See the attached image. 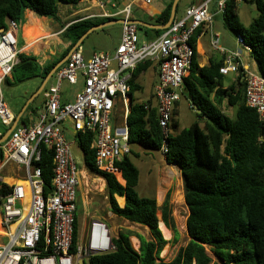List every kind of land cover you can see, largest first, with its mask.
<instances>
[{
  "label": "trees",
  "instance_id": "1",
  "mask_svg": "<svg viewBox=\"0 0 264 264\" xmlns=\"http://www.w3.org/2000/svg\"><path fill=\"white\" fill-rule=\"evenodd\" d=\"M80 1L0 0V29L7 28L9 19L19 26L25 10L58 20L61 3L75 5ZM250 1L255 3L258 16L248 26L238 15V0H227L224 21L229 30L241 35L245 44L250 46V55L264 76V0ZM172 4L173 1H170L157 19L162 25L169 20ZM95 24V20H81L67 27L65 36L72 39V43L60 58ZM199 30L191 38L194 49ZM18 58L19 62L12 70V73L16 69L24 71L18 81L34 77L39 68L35 59L24 53H19ZM56 63L44 68V74L47 75ZM150 65V62H145L137 66L130 80V95L138 88L136 78ZM221 66L222 62L212 61L209 66L200 67L195 49L189 74L183 80L182 95L205 123L202 127L199 122H194L188 128L172 131L168 139L166 161L177 165L182 173L185 202L189 209L187 232L190 237L169 261L160 259L169 241L160 229L159 214L166 227L174 233V240H177L178 230L171 216L170 192L161 206L156 196L139 194L140 170L130 155L140 157V154L132 148L116 164L124 184L114 175L101 173L95 166L92 135H79L86 167L106 178L113 214L148 227L151 233V239H147L131 230H122L113 237L115 249L92 256L89 264H213L208 246L224 264H264V123L255 109L246 104L244 67L241 66L236 79L224 87L225 75L220 73ZM224 104L236 108L234 117L222 110ZM196 109H200L201 113ZM22 122L28 124L29 120ZM127 124L130 146L138 144L150 152L160 151L163 134L157 108L152 101L133 102ZM171 126L176 127L173 119ZM41 149L38 165L46 187L51 188L52 152L44 144H41ZM9 188L7 184L0 183V196L6 194ZM117 198L122 199L124 204L121 205ZM133 236L139 240L138 249L131 241Z\"/></svg>",
  "mask_w": 264,
  "mask_h": 264
},
{
  "label": "built area",
  "instance_id": "2",
  "mask_svg": "<svg viewBox=\"0 0 264 264\" xmlns=\"http://www.w3.org/2000/svg\"><path fill=\"white\" fill-rule=\"evenodd\" d=\"M111 2L112 8L117 9L116 0ZM226 2L218 3L221 13ZM207 4L188 7L184 16L174 20L161 36L147 42H140L138 26L129 22L131 5L128 4L106 14L124 17L121 42L113 54L96 52L87 60L80 49L71 53L58 75L72 84L83 78V88L75 99L62 102L56 86L45 94V106L37 113L36 120L16 126L0 145V183L10 187L0 196V264H89L92 256L115 249L113 232L101 218H92L84 237L80 236L79 226L76 230L80 171L72 142L66 137V126L70 125L76 136L94 134L96 168L101 173L120 177L121 170L116 164L130 153L129 128L127 124L114 128L112 113L119 101L129 102L130 80L137 66L155 62L159 80L154 93L163 134L160 152L166 158L175 104L181 98L183 80L189 74L195 53L191 38L211 20ZM18 29L13 19L7 21V28L0 29V123L3 128L11 127L16 118L3 98L1 84L19 62ZM238 41L250 50L241 35ZM212 42L225 55L220 73H239L241 52L220 47L217 36ZM245 70L246 104L255 109L264 123V76ZM41 144L52 152L51 188L46 187L38 165ZM5 168L11 174L8 178L15 180L10 182L2 175Z\"/></svg>",
  "mask_w": 264,
  "mask_h": 264
},
{
  "label": "crops",
  "instance_id": "3",
  "mask_svg": "<svg viewBox=\"0 0 264 264\" xmlns=\"http://www.w3.org/2000/svg\"><path fill=\"white\" fill-rule=\"evenodd\" d=\"M170 1L174 2V0H150V2H146V0H116L118 4L117 9L112 8L111 0H82L75 5L61 3L59 7L58 20H55L50 17L40 16L39 14L31 10H25L17 33L18 48L20 53H24L25 55L34 58L39 68L37 69L36 75L34 77L26 79L28 82L30 81L28 85L29 89L27 92L28 98L26 99L23 108L17 113V115H15L17 118L18 115L22 113V115L18 119V123L16 126H20L24 124L22 122L23 120H29V123L34 122L36 120L37 112L42 110L45 106V101H46L45 94L47 92L53 91V89L56 86H59L60 97L62 102H68L74 100L76 94L83 88V84H84L83 78H79L78 82L75 84L70 83L66 79H59L58 73L66 65L68 59L65 60L56 70L53 69L61 60H64L69 53H72L76 49H80L85 59L87 60L90 59L93 56V54L96 52H108L110 54L114 53L115 49L118 47V45L121 42V38L123 34L124 17L121 14L117 16L109 17L106 15L107 13H112L115 10H121L128 4L131 5V15L129 19L132 21L143 22V24H136V25L138 26V31L141 30V32H143L147 37L145 41L140 40V42H147L157 39L166 31L167 28L163 29L161 27H158L161 26L162 24L159 23L157 19ZM219 1L220 0H179L174 20L182 18L185 14V10L188 7L192 5H198L203 2H208L207 10L211 16V20L207 24L203 25L200 28L199 32H197L196 34L195 49L197 53V60L199 66L200 67L209 66L212 61L222 62V65L225 63V55L218 48L214 47L212 42L213 37L217 36V38L219 39L220 47L229 51L241 52V59H240L241 64L244 67V69L250 71L249 70L250 66H248L249 61L252 58L250 52L249 50H246L242 44L239 43L238 35H236L226 27L224 21V15L219 11V7H218ZM240 1L242 0H238V4L240 3ZM81 20H95L96 24L94 25V27L95 26L98 27L93 28L83 38L82 41H80L79 39L77 43L70 49V51L64 57L60 58L72 43V39L67 38L65 36L66 28L72 25L73 23H76ZM109 26H116L115 28H117L118 30L113 46L108 47L104 45H96L94 42H91L86 46V41L88 38H90L92 34H97L99 36L100 32L105 33L107 29L110 28ZM157 30L160 31L157 32ZM55 61H57L55 66L49 71L47 75H45L44 68L51 65ZM148 62H150L151 65L142 72H140L139 76L135 80V82L138 85V88L136 90L145 92V99L137 103H147L148 101H152L156 105L154 90H155V85L159 80L158 66L155 62H151V61ZM254 69L255 71L253 73L260 74L258 65L257 68ZM147 71H148V76H146ZM144 73H145L144 82L147 84L138 81V79ZM11 78H14L12 74L9 77H7L6 81L11 82ZM229 85H225L224 87H227ZM133 94L132 95L129 94V97L131 96L132 103L134 102ZM179 101L175 104L174 112L178 109ZM28 102L29 104L27 108L24 110V107ZM33 102L34 104L32 105ZM188 103L190 106L191 103L190 102ZM118 104L127 106V112L124 115L123 123L116 125L114 128L122 127L124 124H127V115L131 107L129 105V102L127 104H124L123 101H119L116 104V106ZM29 106H30L29 108L30 113L28 114L31 116L29 115L25 116L24 113L27 110H29L28 109ZM7 131L3 132V136ZM89 134L92 135V142H93L94 134L92 133ZM66 137L68 138V140L72 142L73 155H74L73 149L77 148L79 152H81V154L83 155V159H84V151L80 147L79 136L75 135V132L73 131L70 125L66 126ZM91 147H92V143H91ZM144 151L149 154L148 156H150L152 153L154 154V152H150L145 148ZM74 159L76 160L75 155H74ZM84 164H85V159H84ZM78 169L80 171L79 173L80 186H79L78 200L80 196L81 181L83 179H84L83 181L86 180L85 182L88 185L91 182L93 184L96 183L98 188L100 186L101 192H104L105 189H107V181L103 175L96 172H91L86 167V164L83 170H80L79 167ZM6 175H9V169H7ZM12 179L15 180V178H11V179L7 178V180H10V182L13 181ZM117 180L122 184H124V180L122 176L117 177ZM117 200L121 205L124 204L122 199L117 198ZM109 208L110 209L108 213L111 214L110 217H115V218L119 217L113 214V212L111 211V205L109 206ZM78 211H79V206H78ZM94 218H101L107 222V220L104 219L103 217H94ZM78 220H79V215H78ZM78 226H79V221H78Z\"/></svg>",
  "mask_w": 264,
  "mask_h": 264
},
{
  "label": "rangeland",
  "instance_id": "4",
  "mask_svg": "<svg viewBox=\"0 0 264 264\" xmlns=\"http://www.w3.org/2000/svg\"><path fill=\"white\" fill-rule=\"evenodd\" d=\"M238 15L242 23L248 26L258 16V10L255 3L250 0L240 1L238 4ZM109 27L110 28H108L105 33L100 32L99 36L97 34H92L90 38L87 39L86 46L91 42H94L96 45H104L108 47L113 46L118 30L115 28L116 26ZM138 35L141 41H145L147 39L146 35L141 32V30L138 31ZM248 66H250L249 70L252 73L255 71L254 68H257V64L253 58L250 59ZM23 74L24 71L22 69H16L12 73L14 78H11V82L4 81L1 84L4 100L14 115H17V113L23 108L26 99L28 98L27 92L30 81H18V78H22ZM144 76L145 73L141 75L138 81L145 83ZM146 76H148V71L146 72ZM236 77L237 73L234 72L226 75L224 82L225 85H229L233 80L236 79ZM133 98L134 103L140 102L141 100L145 99V92L136 90L133 94ZM188 102V99L181 94L178 109L173 113V120L176 122V127L172 128L171 126V130L173 132H178L183 128H188L194 122H199L202 127L204 126L205 120L196 115L191 105L189 106ZM33 104L34 102L32 105ZM222 110L231 117L235 116L236 108L234 107H229L227 104H224L222 106ZM126 112L127 106H123L122 104H118L116 106L111 117L113 127L123 123ZM28 113H30V109L24 113L25 116L29 115ZM0 129L5 132L9 128H3V125L0 123ZM73 150L78 167L80 170H83L85 168L83 155L77 148H74ZM132 150L140 154V157H136L134 154L130 155L132 161L140 170V181L138 185L139 194L141 196H156L158 203L161 206L164 199L166 198L167 193L170 192L171 216L173 217L175 226L178 230V238L177 240H174V233L168 228L170 231V236L166 239L169 242L160 254V259L169 261L177 254L181 247H184L188 243L190 239L187 232V218L189 209L185 202L182 173L177 165L169 164L160 151L154 152V154L152 153L150 156H148L149 154L146 153L144 148L138 144H132ZM7 169L8 168L4 169L2 175H6ZM168 173L172 176L169 177ZM5 178L7 179L8 175H6ZM83 180L81 181L80 196L78 200L79 233L81 237L85 236L87 225L90 223L92 218L103 217L107 220L114 236H117L122 230H131L135 233L145 236L147 239H151V233L148 227L132 223L121 217H110L111 214L108 213L110 204L107 189H105L104 192H101L100 186L98 188L96 183L93 184L91 182L88 185L85 182L86 180ZM159 215L161 222H163L161 213ZM163 235L165 236L164 232ZM131 241L133 246L138 249L139 240L133 236L131 237ZM207 250L214 260L213 264H224L214 255L209 246L207 247Z\"/></svg>",
  "mask_w": 264,
  "mask_h": 264
},
{
  "label": "water",
  "instance_id": "5",
  "mask_svg": "<svg viewBox=\"0 0 264 264\" xmlns=\"http://www.w3.org/2000/svg\"><path fill=\"white\" fill-rule=\"evenodd\" d=\"M178 2H179V0H174V2H173V5H172V9H171V14H170V17H169V20H168V22L167 23H165V24H163V25H161V26H158V27H161V28H168L171 24H172V22L174 21V19H175V15H176V9H177V5H178ZM12 20V19H11ZM129 22H131V23H134V24H143V22H141V21H132V20H130ZM123 23H124V20H123ZM96 27H98V26H93V27H91L90 29H88L83 35H82V37L80 38V41H82L83 40V38L93 29V28H96ZM154 27H157V26H154ZM70 55H71V53H69L68 55H67V57L64 59V60H61L53 69H57L65 60H67L69 57H70ZM28 104H29V102L25 105V107H24V110L27 108V106H28ZM131 104H132V100H131V96L129 97V105L131 106ZM195 107H197V106H195ZM24 110H23V112H24ZM196 111L198 112V113H201V110L200 109H196ZM22 115V113L21 114H19L18 115V117L15 119V121H14V123L11 125V127L8 129V131L4 134V136L0 139V143L1 142H3V141H5L7 138H8V136H9V134L11 133V131L15 128V126L17 125V123H18V119L20 118V116ZM82 262V261H81Z\"/></svg>",
  "mask_w": 264,
  "mask_h": 264
},
{
  "label": "bare ground",
  "instance_id": "6",
  "mask_svg": "<svg viewBox=\"0 0 264 264\" xmlns=\"http://www.w3.org/2000/svg\"><path fill=\"white\" fill-rule=\"evenodd\" d=\"M177 174V173H176ZM168 175H169V177H171L172 175L171 174H169L168 173ZM168 177V176H167ZM8 181H10V180H8ZM162 193V192H161ZM178 194V193H177ZM180 194V193H179ZM183 198V197H182ZM180 199V198H179ZM181 200V199H180ZM160 229L162 230V232H164L165 233V238H168L169 236H170V231H169V229L165 226V224L163 223V222H160ZM134 239V238H133Z\"/></svg>",
  "mask_w": 264,
  "mask_h": 264
}]
</instances>
